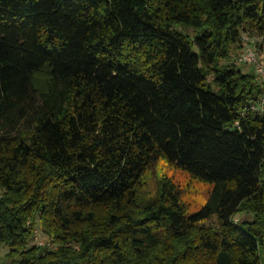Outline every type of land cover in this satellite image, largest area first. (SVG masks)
<instances>
[{
  "label": "trees",
  "instance_id": "trees-1",
  "mask_svg": "<svg viewBox=\"0 0 264 264\" xmlns=\"http://www.w3.org/2000/svg\"><path fill=\"white\" fill-rule=\"evenodd\" d=\"M244 34L264 45V0H0L12 264H264V91L232 61ZM158 161L213 185L197 212L166 176L145 189ZM37 226L54 250L30 245Z\"/></svg>",
  "mask_w": 264,
  "mask_h": 264
},
{
  "label": "rangeland",
  "instance_id": "rangeland-1",
  "mask_svg": "<svg viewBox=\"0 0 264 264\" xmlns=\"http://www.w3.org/2000/svg\"><path fill=\"white\" fill-rule=\"evenodd\" d=\"M260 41L259 38L248 37L244 34L241 38V48L234 53L232 61L242 72L253 74L257 83L261 85L264 91V70L262 71L263 75L257 71V63L264 68V45H261ZM247 52H252L254 54L257 63H255L254 58H251V56L248 60L249 53L247 54ZM242 58H246V60H243ZM160 176L170 178L172 182L178 186L182 200L187 204L190 213L197 212L201 206L206 203L213 188L211 183L192 179L186 171L164 161H158L149 169L143 178L145 189H153ZM250 219L251 216L240 214L236 216L234 220L240 222L242 220ZM214 223L215 220L212 218L206 224ZM36 242L44 244L45 247L48 245L54 247V249L56 248L55 244L50 242V239L41 232V229L38 226L34 231V238L32 242H30V245L33 243L35 244ZM8 253V247L0 245V264H12L13 261L18 260L17 257L10 258Z\"/></svg>",
  "mask_w": 264,
  "mask_h": 264
},
{
  "label": "built area",
  "instance_id": "built-area-1",
  "mask_svg": "<svg viewBox=\"0 0 264 264\" xmlns=\"http://www.w3.org/2000/svg\"><path fill=\"white\" fill-rule=\"evenodd\" d=\"M248 53H249V54H248ZM247 54L249 55L248 60L250 59V56H251V58H254L255 63H257V62H256V59H255V56H254V54H253L252 52H247ZM247 54H246V55H247ZM250 54H251V55H250ZM242 59H243V58H242ZM243 60H246V58L243 59ZM263 70H264V68L262 67V65H260V64L257 63V71H258V73L260 72V73H262V75H263V72H262ZM260 106H261V108L264 107V97L261 98ZM35 245H37V246H45L44 244L39 243V242H36ZM46 247H48L50 250L54 249V247H51V246H48V245H46Z\"/></svg>",
  "mask_w": 264,
  "mask_h": 264
}]
</instances>
